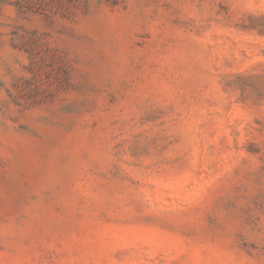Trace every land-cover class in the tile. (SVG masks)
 Wrapping results in <instances>:
<instances>
[{
  "label": "rangeland",
  "instance_id": "obj_1",
  "mask_svg": "<svg viewBox=\"0 0 264 264\" xmlns=\"http://www.w3.org/2000/svg\"><path fill=\"white\" fill-rule=\"evenodd\" d=\"M0 264H264V0H0Z\"/></svg>",
  "mask_w": 264,
  "mask_h": 264
}]
</instances>
